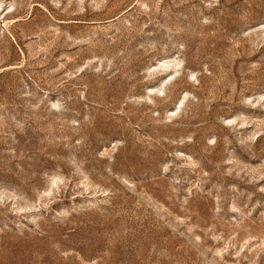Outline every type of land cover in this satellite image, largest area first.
I'll return each instance as SVG.
<instances>
[{
	"label": "rangeland",
	"instance_id": "rangeland-1",
	"mask_svg": "<svg viewBox=\"0 0 264 264\" xmlns=\"http://www.w3.org/2000/svg\"><path fill=\"white\" fill-rule=\"evenodd\" d=\"M0 264H264V0H0Z\"/></svg>",
	"mask_w": 264,
	"mask_h": 264
}]
</instances>
